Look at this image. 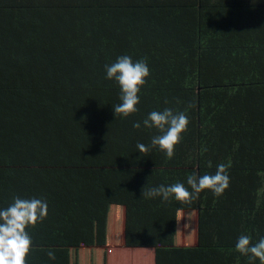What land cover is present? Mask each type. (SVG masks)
I'll return each instance as SVG.
<instances>
[{
  "label": "trees",
  "instance_id": "16d2710c",
  "mask_svg": "<svg viewBox=\"0 0 264 264\" xmlns=\"http://www.w3.org/2000/svg\"><path fill=\"white\" fill-rule=\"evenodd\" d=\"M125 55L150 76L116 117L105 66ZM166 108L190 121L172 158L143 125ZM221 163L219 197H142ZM0 174L7 204H48L26 264H260L235 245L264 238V0H0Z\"/></svg>",
  "mask_w": 264,
  "mask_h": 264
},
{
  "label": "clouds",
  "instance_id": "9594fccd",
  "mask_svg": "<svg viewBox=\"0 0 264 264\" xmlns=\"http://www.w3.org/2000/svg\"><path fill=\"white\" fill-rule=\"evenodd\" d=\"M106 78L115 80L121 91L120 103L113 107L117 116L128 117L138 112L140 92L150 76V68L146 60L133 61L130 56H121L114 63L105 66ZM191 107V105H190ZM189 119L184 112L174 113L172 109L152 111L143 120V125L149 129L155 127L160 134L153 136L151 147H159L168 158L174 156L176 146L182 141V134L187 131ZM133 127L140 129L141 124L136 122ZM140 153H147L150 149L143 143H138ZM209 162V167H211ZM228 166L221 163L214 174L198 176L195 173L187 178V185L177 182L169 186L160 185L145 190L142 189V197H162L168 201L171 197L181 202L191 203L205 190H211L215 196H221L230 186V178L227 173ZM48 204L37 198L21 199L16 197L14 202L6 209H0V264H26V258L33 250V241L27 231L48 216ZM236 250L249 256L250 259H258L264 264V238L255 244L252 237L241 235L235 245ZM49 259L55 260L53 251L48 252Z\"/></svg>",
  "mask_w": 264,
  "mask_h": 264
},
{
  "label": "crops",
  "instance_id": "0c3cea01",
  "mask_svg": "<svg viewBox=\"0 0 264 264\" xmlns=\"http://www.w3.org/2000/svg\"><path fill=\"white\" fill-rule=\"evenodd\" d=\"M2 183L6 184L5 179L1 178L0 174V185ZM1 191V187H0ZM4 192V189H3ZM10 205L7 204L6 198L0 192V207L6 209ZM146 250H132L123 248H112L108 253V264H146L143 259H138L144 257ZM149 264V263H147Z\"/></svg>",
  "mask_w": 264,
  "mask_h": 264
}]
</instances>
